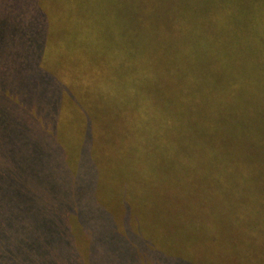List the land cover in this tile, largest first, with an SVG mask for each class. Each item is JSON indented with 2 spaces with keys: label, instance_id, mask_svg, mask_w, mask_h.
I'll list each match as a JSON object with an SVG mask.
<instances>
[{
  "label": "trees",
  "instance_id": "obj_1",
  "mask_svg": "<svg viewBox=\"0 0 264 264\" xmlns=\"http://www.w3.org/2000/svg\"><path fill=\"white\" fill-rule=\"evenodd\" d=\"M10 2L0 264H264V207L245 240L244 209L217 222L210 191L189 211L208 219L207 241L193 243L201 224L180 203L194 177L162 165L226 155L233 168L218 177H256L264 189V0ZM65 25L64 58L38 53ZM119 106L118 143H104L100 124Z\"/></svg>",
  "mask_w": 264,
  "mask_h": 264
},
{
  "label": "rangeland",
  "instance_id": "obj_2",
  "mask_svg": "<svg viewBox=\"0 0 264 264\" xmlns=\"http://www.w3.org/2000/svg\"><path fill=\"white\" fill-rule=\"evenodd\" d=\"M119 11L121 14V9ZM99 24L105 26L109 31H114L117 27L115 25L117 24V21H112L110 18H100ZM66 28H70L69 25H65L64 30L62 29L61 33L59 32L57 34H53L48 40L47 46L38 50L37 52L44 54L46 53L48 54L47 56L53 59H56L57 57V59L64 58V52L61 48L60 36L64 37L65 33H71L70 29L65 31ZM17 34L18 28H16L12 17V4L10 0H0V46L4 47L5 45H8L10 42L14 41ZM45 58L46 55H43L41 59V65L42 63H45ZM5 63L6 61L4 59H0V67H2V65ZM119 108L120 106L113 107V112L109 114L108 112H110V110H108L106 114L107 120L100 124V127L103 130L101 141L104 143H118L117 138L114 136V130H112L109 125L119 118ZM201 148L198 147V150H201ZM225 156L226 155H214L213 159L215 160L212 161L211 159L208 164L203 162L201 157H196L195 161L197 165L194 168L191 166L193 164L189 162L191 159H186V157L182 156L180 153H178V156L170 155L167 157L165 162H162L163 168L166 169L171 177L190 174L195 178L194 179L188 176V178L191 179V181H189V186L180 183L183 187L181 191H183L185 194V199L182 202L179 201L181 200L180 195H176V199L177 201L181 202L180 208L183 211L182 214L188 219V221L192 219V221L195 220L196 222H200V229L202 233H195L190 239L191 242L199 245L208 239V235L206 234L203 225L205 220L208 219L205 218L206 216L204 214H201L199 217H193L189 211L194 204H199L201 207L207 206L205 197L210 191L214 192L219 190L218 201L213 202V206L211 205V207H208V210L212 211L211 215L213 216L214 220H217V222L220 221L221 211L227 214V212H236L239 206L244 209L245 218L243 223L245 230L243 238L245 240L251 239V232L254 231V227L258 223V214H256L255 210L259 207H264V198H257L258 195H264V189L259 190L257 186V182L260 181L259 178L250 176L241 181L231 175H223L218 177L223 173L224 168L227 166L233 168V160H225ZM181 158L184 159V162ZM179 179L180 178H176V180ZM169 205L173 206L171 198ZM228 208L229 211H227ZM226 214L223 213V216ZM171 217H173V214ZM171 221L173 222V220Z\"/></svg>",
  "mask_w": 264,
  "mask_h": 264
}]
</instances>
